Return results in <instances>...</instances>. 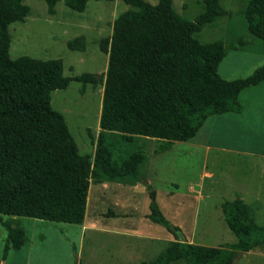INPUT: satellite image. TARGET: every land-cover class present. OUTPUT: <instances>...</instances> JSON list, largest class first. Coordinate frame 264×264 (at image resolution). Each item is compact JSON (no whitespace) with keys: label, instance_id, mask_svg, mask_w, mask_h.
<instances>
[{"label":"trees","instance_id":"1","mask_svg":"<svg viewBox=\"0 0 264 264\" xmlns=\"http://www.w3.org/2000/svg\"><path fill=\"white\" fill-rule=\"evenodd\" d=\"M44 1L48 14H54L58 0ZM87 1L63 3L83 11ZM122 1L130 7L114 17L109 42H100L108 58L105 73L97 77L90 72L64 75L59 58H11L8 25L22 21L29 6L23 0H0V213L81 224L89 178L103 174L137 180L138 165L146 158L141 150H132L115 161L105 132L120 133L127 141L136 135L159 139L163 151L174 141L192 138L208 116L241 111L240 92L264 80V61L246 78H222L218 63L237 43L194 37L202 24L230 14L220 0H202V11L192 19L176 12L172 0ZM242 14L248 31L264 45V0H248ZM66 45L82 50L84 37H73ZM71 79L93 87L103 84L100 131L92 153L78 152L63 114L50 104L51 90ZM147 191L148 218L177 234L179 227L163 215L155 190L148 186ZM221 211L236 241L210 246L177 239L154 258L133 264H169L180 258L186 264H234L240 252L264 245V224L254 220L242 198L225 200ZM0 223L7 231L5 257L24 244L26 235L15 223Z\"/></svg>","mask_w":264,"mask_h":264},{"label":"rangeland","instance_id":"2","mask_svg":"<svg viewBox=\"0 0 264 264\" xmlns=\"http://www.w3.org/2000/svg\"><path fill=\"white\" fill-rule=\"evenodd\" d=\"M247 1L220 0L230 14L217 16L194 33L200 42L224 39L237 43V48L229 49L218 63L217 72L222 78H246L264 61L263 42L248 31L242 14ZM23 2L29 6L28 15L22 21L8 25L11 58L21 55L38 59L59 58L66 76L82 72L96 76L105 73L108 55L100 49V42H109L112 21L130 7L128 4L122 0H88L83 11H76L67 7L63 0H58L55 13L48 14L44 0ZM172 7L182 17L192 19L202 11L203 2L172 0ZM80 35L85 40L84 49H69L67 40ZM256 87L259 110L264 112V82ZM102 90V82L93 87L90 83L82 84L71 79L65 87L50 92V104L63 114L81 154L92 153L95 147L100 131ZM251 93L245 90L239 94L243 106L247 107L251 102ZM225 117V112L208 116L192 138L174 141L169 149L163 151L159 150L162 142L159 139L136 135L127 141L120 133L105 132V141L115 161L119 162L132 150H141L146 158L138 165L141 176L137 180L92 175L89 178L86 218L97 224L96 229L135 230L136 234L159 235L160 240L99 231H87L79 239L75 224L2 213L0 221L20 226L28 246L37 245L40 251L48 249L49 264H77L79 261L83 264H133L154 258L177 239L210 246L232 243L236 236L223 220L221 204L243 195L254 220L264 224V193L257 196L254 190L257 185L264 188V160L224 151H210L205 156L206 144L221 147L225 144ZM258 119L259 128L264 121V113ZM147 177L155 189V201L163 215L172 225L179 227L177 234L148 218V186L145 187L144 182ZM6 232V227L0 223V258ZM133 244L135 248H131ZM254 252L239 253L234 264H264V251L262 256ZM15 255L17 250L10 249L7 262H12ZM169 264L186 262L180 258Z\"/></svg>","mask_w":264,"mask_h":264},{"label":"crops","instance_id":"3","mask_svg":"<svg viewBox=\"0 0 264 264\" xmlns=\"http://www.w3.org/2000/svg\"><path fill=\"white\" fill-rule=\"evenodd\" d=\"M264 82L262 80L258 84H249L245 87L240 94H242L245 90H250L253 92L249 95L250 103L247 107L243 106L239 112H225L224 118V142L225 144L223 147L215 145L211 146L210 144H206L204 148L205 156H208L210 151H224L229 154H233L235 156H244V157H252V158H261L264 160V121L257 127V123H259V115L264 112H260L259 110V96L255 94L256 86ZM212 141V140H210ZM196 142V141H195ZM209 173V172H207ZM145 187L150 186V178L147 177L144 181ZM263 185H257L254 187L255 192H257V196H261L264 193ZM151 187V186H150ZM152 188V187H151ZM154 189V188H153ZM155 190V189H154ZM246 192V191H245ZM156 194V192H155ZM240 198L244 199V196H239ZM77 225V229H75L76 235H78L79 239L82 238L87 231H99V232H108L114 234H120L123 236H131L138 238H145L148 240H160L161 236L155 234L149 235H141L136 234L135 230H126L125 231H118L113 228H102L96 229L97 224L93 220H88L86 215L81 224ZM135 248V245H131ZM17 256L15 255L14 260L8 261L7 258L9 256L10 250H8L5 257L0 258V264H49L48 260V249H43L40 251L37 245H27V240H25L24 244L16 249ZM255 251V252H254ZM262 251H264V245H258L251 248L248 251H242L246 254H251L254 252L256 255L262 256ZM240 252V254L242 253ZM11 262V263H10Z\"/></svg>","mask_w":264,"mask_h":264},{"label":"water","instance_id":"4","mask_svg":"<svg viewBox=\"0 0 264 264\" xmlns=\"http://www.w3.org/2000/svg\"><path fill=\"white\" fill-rule=\"evenodd\" d=\"M99 75H97V77H98Z\"/></svg>","mask_w":264,"mask_h":264}]
</instances>
